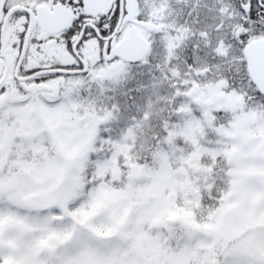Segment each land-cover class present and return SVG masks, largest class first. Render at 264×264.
Segmentation results:
<instances>
[{
    "label": "snow or ice",
    "instance_id": "snow-or-ice-1",
    "mask_svg": "<svg viewBox=\"0 0 264 264\" xmlns=\"http://www.w3.org/2000/svg\"><path fill=\"white\" fill-rule=\"evenodd\" d=\"M0 264H264V0H0Z\"/></svg>",
    "mask_w": 264,
    "mask_h": 264
}]
</instances>
